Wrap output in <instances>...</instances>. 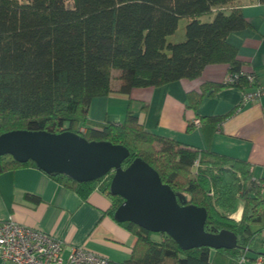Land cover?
<instances>
[{"label": "trees", "instance_id": "1", "mask_svg": "<svg viewBox=\"0 0 264 264\" xmlns=\"http://www.w3.org/2000/svg\"><path fill=\"white\" fill-rule=\"evenodd\" d=\"M181 19L184 38L170 41ZM247 26L236 0H0V134L70 131L88 141L122 145L129 152L123 168L142 159L180 205L205 209L206 232L226 230L236 237L232 249L183 250L166 233L119 222L136 238L124 264H237L252 251L258 233L253 226L264 227V178H255L247 162L209 149L231 112L198 118L207 147L197 149L145 131L130 111L121 123H96L87 110L92 98L112 90L113 71L118 90L128 93L195 79L206 65L226 64L234 82H205L188 92L186 106L194 112L205 95L226 86L242 90V62L226 39ZM24 165L35 166L0 157V173ZM112 174L86 182L48 175L84 201L98 187L111 199L107 213L113 217L123 200L109 192ZM240 203L236 221L231 215Z\"/></svg>", "mask_w": 264, "mask_h": 264}, {"label": "crops", "instance_id": "2", "mask_svg": "<svg viewBox=\"0 0 264 264\" xmlns=\"http://www.w3.org/2000/svg\"><path fill=\"white\" fill-rule=\"evenodd\" d=\"M236 4L248 26L229 33L226 40L236 49L241 69L252 72L262 87L263 94L257 101L242 103V90L226 86L205 95L196 112L187 108L188 92L199 91L205 82L222 83L228 75L226 64H209L198 78L132 88L128 93L118 90L116 74L111 79L112 90L91 99L88 119L121 123L130 111L145 131L205 149L203 132L194 120L231 112L214 131L209 149L247 162L255 178H264V5L258 0H236ZM111 205V199L98 187L84 201L32 165L0 173V222L11 219L60 239L66 247H82L107 257L113 264H124L136 238L107 213ZM241 212L240 203L231 218L239 220ZM253 230L258 233L250 247L252 251L237 264H252L256 256L262 257L264 264V227L253 226ZM0 264L12 263L0 259Z\"/></svg>", "mask_w": 264, "mask_h": 264}, {"label": "water", "instance_id": "3", "mask_svg": "<svg viewBox=\"0 0 264 264\" xmlns=\"http://www.w3.org/2000/svg\"><path fill=\"white\" fill-rule=\"evenodd\" d=\"M122 145L88 141L77 133L64 131L12 130L0 134V157L17 162L32 161L46 174L57 173L77 182L94 181L112 172L109 192L122 198L113 218L131 222L154 233H166L183 250L209 247L215 250L236 247L233 233L204 230L206 211L194 205H180L176 195L163 184L157 172L140 158L126 168L128 157Z\"/></svg>", "mask_w": 264, "mask_h": 264}, {"label": "built area", "instance_id": "4", "mask_svg": "<svg viewBox=\"0 0 264 264\" xmlns=\"http://www.w3.org/2000/svg\"><path fill=\"white\" fill-rule=\"evenodd\" d=\"M242 74L246 86L242 89L241 102L257 101L263 94L262 87L252 72L242 71ZM226 80L234 82L229 76ZM194 123L199 124V120L195 119ZM0 259L12 264H113L105 256L82 247H66L60 239L11 219L0 222ZM252 264H263L262 257L256 256Z\"/></svg>", "mask_w": 264, "mask_h": 264}, {"label": "rangeland", "instance_id": "5", "mask_svg": "<svg viewBox=\"0 0 264 264\" xmlns=\"http://www.w3.org/2000/svg\"><path fill=\"white\" fill-rule=\"evenodd\" d=\"M184 26H185V20L181 19L178 23V27L174 33V35H172L170 37V41H180L184 38ZM117 71H113L112 72V77L114 78L116 76ZM155 239L157 238V236H153Z\"/></svg>", "mask_w": 264, "mask_h": 264}, {"label": "bare ground", "instance_id": "6", "mask_svg": "<svg viewBox=\"0 0 264 264\" xmlns=\"http://www.w3.org/2000/svg\"><path fill=\"white\" fill-rule=\"evenodd\" d=\"M235 217V216H234Z\"/></svg>", "mask_w": 264, "mask_h": 264}]
</instances>
